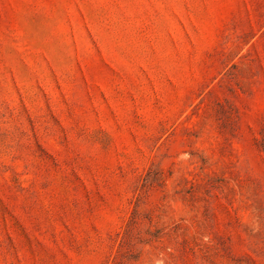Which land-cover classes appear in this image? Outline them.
Segmentation results:
<instances>
[{
    "label": "rangeland",
    "instance_id": "374dc122",
    "mask_svg": "<svg viewBox=\"0 0 264 264\" xmlns=\"http://www.w3.org/2000/svg\"><path fill=\"white\" fill-rule=\"evenodd\" d=\"M0 264H264V0H0Z\"/></svg>",
    "mask_w": 264,
    "mask_h": 264
}]
</instances>
